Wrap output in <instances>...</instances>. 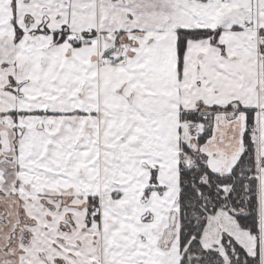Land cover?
<instances>
[{"label":"snow or ice","instance_id":"obj_1","mask_svg":"<svg viewBox=\"0 0 264 264\" xmlns=\"http://www.w3.org/2000/svg\"><path fill=\"white\" fill-rule=\"evenodd\" d=\"M0 264H264V0H0Z\"/></svg>","mask_w":264,"mask_h":264}]
</instances>
